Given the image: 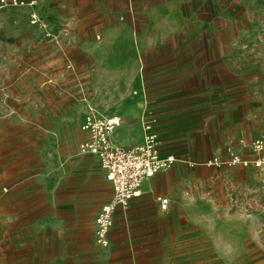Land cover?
<instances>
[{"label":"rangeland","instance_id":"rangeland-1","mask_svg":"<svg viewBox=\"0 0 264 264\" xmlns=\"http://www.w3.org/2000/svg\"><path fill=\"white\" fill-rule=\"evenodd\" d=\"M12 1L0 2V264H23L27 243L30 264H48V240L32 245L45 198L40 177L50 167L61 169L60 200L83 201L95 220L112 192L97 161L79 152L81 124L97 112L119 116L127 98L114 92L131 81L119 65L97 62L84 48L102 39L95 25L56 30L48 15L35 13L46 21L44 30L31 16L21 21V10L30 7ZM85 1L90 14L120 3ZM135 2L163 8L184 29L166 53L141 55L135 109L158 106L169 114L187 133L181 143L187 154L174 165L191 170L192 194L214 202L218 214L247 215L255 228L264 217V173L225 162L231 153L251 157V144L264 131V0Z\"/></svg>","mask_w":264,"mask_h":264},{"label":"crops","instance_id":"crops-1","mask_svg":"<svg viewBox=\"0 0 264 264\" xmlns=\"http://www.w3.org/2000/svg\"><path fill=\"white\" fill-rule=\"evenodd\" d=\"M36 1L33 9L21 10V21L36 13L48 15V22L56 30L77 31L95 25L103 33L102 39L84 48L97 62L117 64V71L130 74L126 77L130 85L114 92L127 99L116 111L122 124L111 135L112 143L122 148L142 143L143 126L148 123L158 137L160 157L187 154L181 146L187 133L176 127L169 114L158 106L145 111L135 109L141 92L137 80L141 55L146 51L166 53L164 49L172 36L184 30L182 22L170 20L163 8L136 7L135 0L99 5L93 14L86 11L89 5L85 0ZM94 17L96 21L92 20ZM96 116L108 117L101 112ZM99 170L101 181L111 188L100 167ZM190 173V169L175 164L144 182L140 196L131 200L128 207L115 211L109 245L102 248L94 242L91 208L75 198L60 200L62 170L50 167L40 177L45 198L39 202V216L32 225V245L36 248L48 240V264H264V217L256 218L254 228L247 215L218 214L214 202L192 194L186 178ZM162 198L168 201L166 210L160 208ZM26 246L21 250L22 262L30 264L29 244ZM250 248L255 252H250ZM36 258L37 253L33 252L34 261Z\"/></svg>","mask_w":264,"mask_h":264},{"label":"built area","instance_id":"built-area-1","mask_svg":"<svg viewBox=\"0 0 264 264\" xmlns=\"http://www.w3.org/2000/svg\"><path fill=\"white\" fill-rule=\"evenodd\" d=\"M8 0H0L6 3ZM12 4L27 5L34 8L36 0H15ZM31 24L46 30V21L30 15ZM49 37V33L46 35ZM121 119L118 116H87L81 125V132L86 138L80 142L78 149L81 155L95 157L105 179L110 183L112 195L97 213L94 224V242L106 248L109 245L108 235L113 225V215L119 208L129 206L131 200L140 196L141 185L157 173L170 169L177 161L175 155L160 157V143L151 124L145 123L143 142L122 148L115 146L111 135L119 128ZM251 157H242L231 153L225 165L228 168H252L264 173V131L251 144ZM211 164V162H209ZM160 208L166 210L167 199H160Z\"/></svg>","mask_w":264,"mask_h":264},{"label":"bare ground","instance_id":"bare-ground-1","mask_svg":"<svg viewBox=\"0 0 264 264\" xmlns=\"http://www.w3.org/2000/svg\"><path fill=\"white\" fill-rule=\"evenodd\" d=\"M144 126H145V124H144ZM144 126H143V133H145V132H144ZM143 135H144V134H143Z\"/></svg>","mask_w":264,"mask_h":264}]
</instances>
